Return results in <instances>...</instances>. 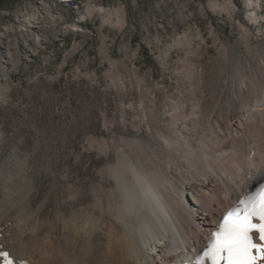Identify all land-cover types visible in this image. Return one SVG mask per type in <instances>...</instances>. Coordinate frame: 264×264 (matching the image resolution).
I'll return each instance as SVG.
<instances>
[{"label":"rangeland","instance_id":"rangeland-1","mask_svg":"<svg viewBox=\"0 0 264 264\" xmlns=\"http://www.w3.org/2000/svg\"><path fill=\"white\" fill-rule=\"evenodd\" d=\"M215 1L226 0H0V171L5 162L29 165L38 188L31 207L43 219L62 227L89 208L98 170L114 159L91 138L117 131L136 138L134 161L157 166L170 155L159 134L187 156V144L212 135L203 113L213 103L235 98L249 81L264 83V0L257 21L248 0H233L234 13ZM192 68L200 73L190 77ZM140 101L154 104L153 135L128 109ZM192 104L200 108L188 117ZM188 157L202 165L199 151ZM72 192L79 194L73 205Z\"/></svg>","mask_w":264,"mask_h":264},{"label":"bare ground","instance_id":"bare-ground-1","mask_svg":"<svg viewBox=\"0 0 264 264\" xmlns=\"http://www.w3.org/2000/svg\"><path fill=\"white\" fill-rule=\"evenodd\" d=\"M260 2L248 0L252 21L258 20ZM210 5L228 7L233 13L237 8L233 0ZM260 70L264 80V59ZM196 73L200 70L192 68L189 76ZM257 82L240 85L235 98L217 101L203 113V124L212 128V135L196 147H185L189 156L199 151L201 166L182 156L176 142L163 133L159 135L170 155L157 166L152 160L143 166L134 161V146L141 143L136 138L119 131L110 139L89 138L99 154L114 159L98 170L99 181L91 183L89 208L72 212L62 227L55 219H43L40 207H31L38 188L29 176V165L5 162L0 171V252H7L13 264H196L227 212L264 185V83ZM145 92L151 94L149 89ZM152 105L141 101L136 108L131 102L127 105L139 111L138 120L149 135L157 129ZM196 107L200 104H192L188 117ZM169 124L188 143L173 116ZM229 140L233 147H221ZM4 141L0 138L1 144ZM78 195L70 193L68 202L73 205ZM252 236L260 243L258 233ZM203 264L211 261L205 258Z\"/></svg>","mask_w":264,"mask_h":264},{"label":"snow or ice","instance_id":"snow-or-ice-1","mask_svg":"<svg viewBox=\"0 0 264 264\" xmlns=\"http://www.w3.org/2000/svg\"><path fill=\"white\" fill-rule=\"evenodd\" d=\"M253 232L259 234L260 243L253 240ZM0 256L4 264H13L7 252ZM205 258L211 264H264V185L227 212L196 264H203Z\"/></svg>","mask_w":264,"mask_h":264}]
</instances>
